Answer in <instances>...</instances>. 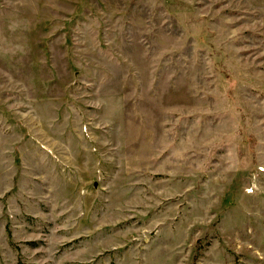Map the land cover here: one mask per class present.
<instances>
[{
	"label": "rangeland",
	"instance_id": "rangeland-1",
	"mask_svg": "<svg viewBox=\"0 0 264 264\" xmlns=\"http://www.w3.org/2000/svg\"><path fill=\"white\" fill-rule=\"evenodd\" d=\"M0 264H264V0H0Z\"/></svg>",
	"mask_w": 264,
	"mask_h": 264
},
{
	"label": "water",
	"instance_id": "water-1",
	"mask_svg": "<svg viewBox=\"0 0 264 264\" xmlns=\"http://www.w3.org/2000/svg\"><path fill=\"white\" fill-rule=\"evenodd\" d=\"M95 185V184H94Z\"/></svg>",
	"mask_w": 264,
	"mask_h": 264
}]
</instances>
